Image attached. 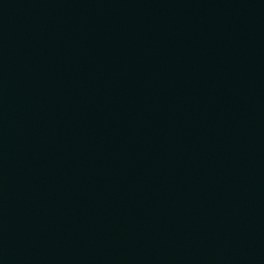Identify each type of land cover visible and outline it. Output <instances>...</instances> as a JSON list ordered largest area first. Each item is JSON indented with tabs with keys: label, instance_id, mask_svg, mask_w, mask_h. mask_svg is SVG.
<instances>
[{
	"label": "water",
	"instance_id": "95a60500",
	"mask_svg": "<svg viewBox=\"0 0 264 264\" xmlns=\"http://www.w3.org/2000/svg\"><path fill=\"white\" fill-rule=\"evenodd\" d=\"M110 264H264V0H222Z\"/></svg>",
	"mask_w": 264,
	"mask_h": 264
}]
</instances>
